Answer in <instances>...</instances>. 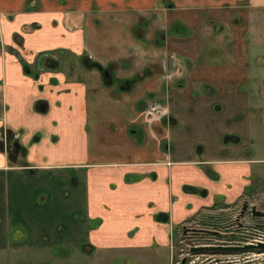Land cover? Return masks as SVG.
Wrapping results in <instances>:
<instances>
[{"label": "crops", "instance_id": "crops-1", "mask_svg": "<svg viewBox=\"0 0 264 264\" xmlns=\"http://www.w3.org/2000/svg\"><path fill=\"white\" fill-rule=\"evenodd\" d=\"M259 46L264 0H0V182L5 175L14 189L2 224L15 232L44 222L28 181L41 172L84 181L85 220L95 223L87 245L108 255L168 247L170 226L157 215L178 225L255 199L264 179ZM222 48L238 59L219 61ZM83 56L105 72L85 69ZM52 243L14 251L53 257Z\"/></svg>", "mask_w": 264, "mask_h": 264}, {"label": "rangeland", "instance_id": "rangeland-1", "mask_svg": "<svg viewBox=\"0 0 264 264\" xmlns=\"http://www.w3.org/2000/svg\"><path fill=\"white\" fill-rule=\"evenodd\" d=\"M240 27L244 28L245 26L242 24ZM223 28L225 31L228 29L225 25ZM246 44L248 47L250 46L248 42ZM259 48L262 49L260 46ZM216 55L221 62H231L238 59L236 53L224 48L220 52H217ZM257 57L264 60V54H259ZM199 58L202 62L204 61L203 56L200 55ZM262 100L264 102V96H262ZM256 103L260 102L256 99ZM226 108L231 109L226 104L224 112H227ZM222 109H224V105ZM231 118V115H227V128L235 129L238 118ZM8 151L10 150L8 149ZM258 157L261 159L264 158V155L260 153ZM258 167L264 168V164H259ZM45 175L44 172L38 173L29 177L28 181L30 187L39 189L36 195L37 212L35 213V217H41L39 214L41 212L40 207L45 210V214L48 216L44 218L43 223H20L15 232L14 227L10 228L11 223L2 224L0 218V229H5L2 234V243L5 251H0V264H172V257L176 255L175 243L181 239H185V241H187L186 239L201 240L205 238L204 230L206 229L213 230L221 236H228L231 232L238 233L236 228L240 223H243V226L249 229L264 230V219H253L251 215H244L243 218L239 217V211H241L244 202L248 203L249 208L255 206L256 209L264 211V179L260 178L257 180L259 191L255 199L244 197L232 205L225 206L227 208L226 212L212 210L199 220L180 224L178 234L172 239L174 252L169 247L162 248L160 246L150 249H119L114 251V255H108L111 252L100 250L90 252V246L87 245V233L90 227L95 226V223H89L85 220L84 181L79 180V178L76 179L75 175H69L66 180L61 177L49 179L48 177H52V174L48 177ZM5 179H8L10 184L8 191L6 190ZM73 179L77 180L75 184L73 183ZM13 190L10 178L4 175V181L0 182V192H3V202L0 196V206L5 211H13ZM74 199L76 203L72 205L74 203V201L72 203V200ZM71 205L73 206L72 208ZM214 207L216 206L214 205ZM48 208L52 210L50 213L47 212ZM169 222L170 219L168 218L163 223ZM257 224L261 226L258 227L256 226ZM75 226L78 228L74 232ZM25 227H28L27 229L31 236L27 235ZM39 229L41 230L40 233L43 232V234L50 231H56V234L54 236L45 235L40 237L37 233ZM70 235L71 237L68 239ZM36 240L38 242L35 244ZM26 241H28V245L31 247L50 245L51 242L57 246H54V251H52L53 257L47 251L41 253L35 248H31L28 251H14V247H20ZM54 241H58L62 245H58Z\"/></svg>", "mask_w": 264, "mask_h": 264}, {"label": "flooded vegetation", "instance_id": "flooded-vegetation-1", "mask_svg": "<svg viewBox=\"0 0 264 264\" xmlns=\"http://www.w3.org/2000/svg\"><path fill=\"white\" fill-rule=\"evenodd\" d=\"M49 64H51L54 67L58 66V64L56 62L49 61ZM108 76L109 75L105 74V78L106 77L108 78ZM8 149L12 150V152L14 153L15 148H14V142H12V138L10 139L9 144L6 146L5 150H8ZM239 214H240V211H239ZM244 215H250L249 211L247 210ZM253 219H255V218L253 217ZM164 224H169V226H170L169 231H168V247L173 251L174 245L172 244V239H173V237H176V234H178V228H179L180 224H178V225H172V223H164ZM212 226H214V225H212ZM256 226L259 227L258 224ZM236 230L238 233L231 232L230 235H228V236H226V235L221 236V235H218V233L214 232L213 230L206 229V230H204L205 238H203L201 240H192V239H186L187 241H185V239L179 240L177 243H175L176 244L175 245L176 255H174L172 257V260H173L172 264H188V263H191L190 255H194V253L191 252L192 248H199V247H206V246L207 247H210V246H214V247L239 246V245H236L238 240H241L242 239L241 237L249 236V234L247 233L248 230L252 231L253 229H249L248 227L243 226V223H240L237 225ZM194 244H199V245L194 246ZM197 253L216 255V256H227V255L240 254L242 252H233V253L197 252Z\"/></svg>", "mask_w": 264, "mask_h": 264}, {"label": "built area", "instance_id": "built-area-1", "mask_svg": "<svg viewBox=\"0 0 264 264\" xmlns=\"http://www.w3.org/2000/svg\"><path fill=\"white\" fill-rule=\"evenodd\" d=\"M149 111L152 113L158 111V105L156 103H149ZM247 233L249 236L241 237L242 239L238 240L236 245L243 246L264 243V230H248ZM198 245L194 244V246ZM190 259L191 263L188 264H264V250L247 251L227 256L194 253V255H190Z\"/></svg>", "mask_w": 264, "mask_h": 264}, {"label": "water", "instance_id": "water-1", "mask_svg": "<svg viewBox=\"0 0 264 264\" xmlns=\"http://www.w3.org/2000/svg\"><path fill=\"white\" fill-rule=\"evenodd\" d=\"M15 146H17L15 144ZM249 211L250 215L254 218L264 219V211H260L256 209L255 206L249 205L247 202H244L239 214V217L242 218L246 211ZM264 250V243H257L255 245H243V246H231V247H199V248H192L191 252H212V253H233V252H247V251H263Z\"/></svg>", "mask_w": 264, "mask_h": 264}, {"label": "trees", "instance_id": "trees-1", "mask_svg": "<svg viewBox=\"0 0 264 264\" xmlns=\"http://www.w3.org/2000/svg\"><path fill=\"white\" fill-rule=\"evenodd\" d=\"M81 62H82V64H83L85 69H96V70H99L102 73L105 72L98 63L92 61L91 59H89L86 56L81 57ZM134 82H135V80H132V81H129L127 83H128V85L129 84L131 85ZM230 139L233 140V141L236 140L235 137H226L225 138L226 142L227 141L229 142ZM0 145H1V143H0ZM10 153H12V150H10ZM183 190L186 193L198 194L200 196H205L206 195V191L205 190H197V189H194L192 187L185 186V187H183ZM154 219H156L157 221H160V222H164V221H167L168 217L164 216V217L161 218L160 215H157V216L154 217ZM259 226H261V225H259Z\"/></svg>", "mask_w": 264, "mask_h": 264}]
</instances>
